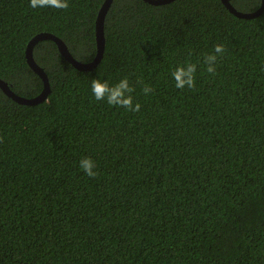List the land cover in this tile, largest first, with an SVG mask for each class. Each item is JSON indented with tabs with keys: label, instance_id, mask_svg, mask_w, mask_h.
<instances>
[{
	"label": "trees",
	"instance_id": "trees-1",
	"mask_svg": "<svg viewBox=\"0 0 264 264\" xmlns=\"http://www.w3.org/2000/svg\"><path fill=\"white\" fill-rule=\"evenodd\" d=\"M103 1L0 0V78L19 95L41 92L25 57L39 32L92 60ZM229 2L249 12L261 0ZM103 30L91 70L51 39L34 44L43 101L0 88V264H264V10L112 0ZM217 43L226 51L213 75L203 56ZM186 61L195 88L177 89L171 72ZM123 77L138 112L93 97L92 79ZM85 157L97 176L80 168Z\"/></svg>",
	"mask_w": 264,
	"mask_h": 264
},
{
	"label": "clouds",
	"instance_id": "clouds-1",
	"mask_svg": "<svg viewBox=\"0 0 264 264\" xmlns=\"http://www.w3.org/2000/svg\"><path fill=\"white\" fill-rule=\"evenodd\" d=\"M29 6L33 9L53 8L66 10L69 8V2L68 0H29ZM225 51V46L221 43H217L212 52L204 54L203 63L208 73L213 75L216 74L218 58L222 56ZM196 72L197 64L187 61L175 67L171 72V76L175 81V87L177 89H184L186 87L188 89H194L196 84ZM134 91L135 88L130 84L127 77H123L115 84H110L107 80L102 81L97 78L91 81V92L97 101L103 100L110 106L122 107L127 111L138 112L141 108V104L139 102L133 103L132 93ZM142 91L147 96L153 91V88L144 85ZM79 166L89 177L98 175V173L94 171L96 165L89 157L82 158Z\"/></svg>",
	"mask_w": 264,
	"mask_h": 264
},
{
	"label": "water",
	"instance_id": "water-1",
	"mask_svg": "<svg viewBox=\"0 0 264 264\" xmlns=\"http://www.w3.org/2000/svg\"><path fill=\"white\" fill-rule=\"evenodd\" d=\"M150 4L158 5V4H164L168 3L173 0H144ZM223 4L227 7V9L235 14L238 17L242 18H251L254 17L258 14H260L264 10V0H261L260 6L254 10V11H249V12H243L240 10H237L235 7L231 5L229 0H221ZM112 0H104L98 10L96 19H95V39H96V53L92 60L90 61H79L75 59L71 53L69 52L66 44L63 42L61 38L56 36L55 34L49 33V32H39L35 34L27 43L26 48H25V57L28 65L32 68L33 71H35L40 78L43 81V88L41 92H39L37 95L32 96V97H25L22 95H19L15 93L9 85L0 78V88L1 90L10 98H12L14 101L21 103V104H36L38 102L43 101L48 92H49V83H48V78L46 73L44 72L43 68L40 67L34 60L33 55H32V49L34 44L42 39H51L53 40L59 52L62 54V56L67 59L75 68L79 70H91L93 69L98 62L100 61L103 50H104V30H103V23H104V18L106 15V12L111 4Z\"/></svg>",
	"mask_w": 264,
	"mask_h": 264
}]
</instances>
